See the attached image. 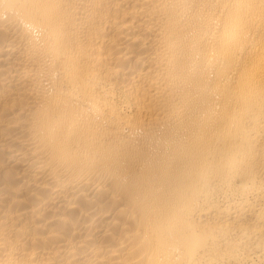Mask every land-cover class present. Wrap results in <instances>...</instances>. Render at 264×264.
Returning <instances> with one entry per match:
<instances>
[{"label":"bare ground","instance_id":"1","mask_svg":"<svg viewBox=\"0 0 264 264\" xmlns=\"http://www.w3.org/2000/svg\"><path fill=\"white\" fill-rule=\"evenodd\" d=\"M0 264H264V0H0Z\"/></svg>","mask_w":264,"mask_h":264}]
</instances>
